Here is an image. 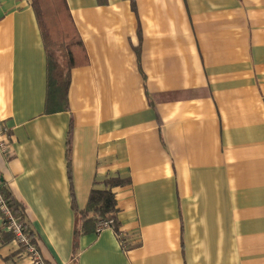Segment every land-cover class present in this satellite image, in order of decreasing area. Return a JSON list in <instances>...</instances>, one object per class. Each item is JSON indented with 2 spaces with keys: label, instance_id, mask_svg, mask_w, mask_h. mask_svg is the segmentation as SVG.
Masks as SVG:
<instances>
[{
  "label": "crops",
  "instance_id": "1",
  "mask_svg": "<svg viewBox=\"0 0 264 264\" xmlns=\"http://www.w3.org/2000/svg\"><path fill=\"white\" fill-rule=\"evenodd\" d=\"M67 2L84 51L50 112L32 2L0 0V180L44 263L264 264V0ZM110 175L121 233L76 235ZM0 264L33 263L3 239Z\"/></svg>",
  "mask_w": 264,
  "mask_h": 264
},
{
  "label": "trees",
  "instance_id": "2",
  "mask_svg": "<svg viewBox=\"0 0 264 264\" xmlns=\"http://www.w3.org/2000/svg\"><path fill=\"white\" fill-rule=\"evenodd\" d=\"M33 10L37 16L42 38L47 54L48 87L46 110L59 111L68 107V90L71 70L77 65L78 52L84 51L83 42L78 34L70 13L67 0H31ZM129 182V178L119 175H110L104 180H96L92 186L86 207L77 210L76 235L85 232H100L99 227L105 221H111V227L118 234L119 208L117 204L115 187ZM1 193L8 203L12 215L23 225L25 234L31 243L36 244L25 220V209L11 192L10 188L0 180ZM5 239H15L9 231Z\"/></svg>",
  "mask_w": 264,
  "mask_h": 264
},
{
  "label": "built area",
  "instance_id": "3",
  "mask_svg": "<svg viewBox=\"0 0 264 264\" xmlns=\"http://www.w3.org/2000/svg\"><path fill=\"white\" fill-rule=\"evenodd\" d=\"M7 127L1 126L0 127V150L4 154H8L10 151V140L8 139V129ZM8 203L4 199L1 190H0V214L3 216V223L4 227L11 231L12 234L15 236V239L21 247L24 248L25 254L29 257V260L33 264H45L42 260V257L40 255L38 247H36V244L31 243L30 238L25 234L23 225L17 221V219L12 215L10 209L8 208ZM112 222L111 221H105L103 222L99 230H102L105 227L110 226L111 227ZM123 240V239H122ZM2 241L1 235H0V242ZM124 243V240H123Z\"/></svg>",
  "mask_w": 264,
  "mask_h": 264
}]
</instances>
